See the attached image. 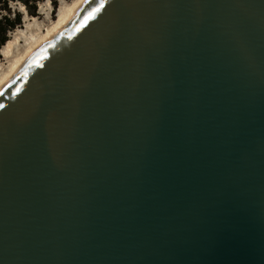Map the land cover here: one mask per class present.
Here are the masks:
<instances>
[{"label":"water","instance_id":"95a60500","mask_svg":"<svg viewBox=\"0 0 264 264\" xmlns=\"http://www.w3.org/2000/svg\"><path fill=\"white\" fill-rule=\"evenodd\" d=\"M100 3L0 88V264H264V0Z\"/></svg>","mask_w":264,"mask_h":264},{"label":"rangeland","instance_id":"374dc122","mask_svg":"<svg viewBox=\"0 0 264 264\" xmlns=\"http://www.w3.org/2000/svg\"><path fill=\"white\" fill-rule=\"evenodd\" d=\"M76 1L78 0H54L53 2L44 0L39 3L37 16L34 18L24 12L22 26L11 32L9 36V39L14 41L11 45L10 55L5 57L0 52V78L9 70L13 62L26 51L29 45V37L31 35L39 37L45 34L58 20L61 11L67 12ZM14 8L24 10L20 4Z\"/></svg>","mask_w":264,"mask_h":264},{"label":"bare ground","instance_id":"6f19581e","mask_svg":"<svg viewBox=\"0 0 264 264\" xmlns=\"http://www.w3.org/2000/svg\"><path fill=\"white\" fill-rule=\"evenodd\" d=\"M86 0L76 1L67 12L61 11L58 20L53 24V26L46 31L42 36L36 37L31 35L29 37V45L26 51L20 55V57L13 62L9 70L0 78V88L11 78V76L17 71V69L25 62V60L43 43H45L51 36H53L64 24L65 22L81 7V5ZM34 18V17H33ZM11 39H9L6 44L1 48L0 52L8 57L11 52V45H13Z\"/></svg>","mask_w":264,"mask_h":264},{"label":"trees","instance_id":"16d2710c","mask_svg":"<svg viewBox=\"0 0 264 264\" xmlns=\"http://www.w3.org/2000/svg\"><path fill=\"white\" fill-rule=\"evenodd\" d=\"M43 1L0 0V50L9 40L10 33L22 26L24 12L32 17L37 16L39 3ZM18 4L23 7V11L14 8Z\"/></svg>","mask_w":264,"mask_h":264},{"label":"snow or ice","instance_id":"6c2138e0","mask_svg":"<svg viewBox=\"0 0 264 264\" xmlns=\"http://www.w3.org/2000/svg\"><path fill=\"white\" fill-rule=\"evenodd\" d=\"M100 7H103V0H101V3H100L99 6L92 8L91 12L88 13V15L85 17V19H89V18H91L92 14H94L96 12H99L100 11ZM12 94L15 95L16 93L13 92ZM0 95H2V93H0ZM4 107H5V105L0 103V109H3Z\"/></svg>","mask_w":264,"mask_h":264}]
</instances>
